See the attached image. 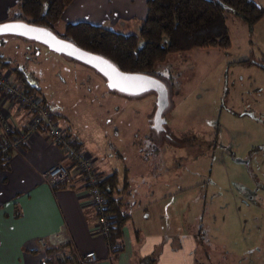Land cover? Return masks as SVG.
<instances>
[{
  "label": "rangeland",
  "instance_id": "374dc122",
  "mask_svg": "<svg viewBox=\"0 0 264 264\" xmlns=\"http://www.w3.org/2000/svg\"><path fill=\"white\" fill-rule=\"evenodd\" d=\"M253 1L264 9V0ZM18 13L20 0H0V23ZM226 17L228 48L170 53L155 66L169 97L162 130L152 128L154 92H112L87 65L0 36L4 61L33 78L58 124L85 144H101L100 156L89 152L99 169L118 175L127 231L139 227L149 201L189 195L187 235L170 251L179 264H264V68L255 63L264 62V16L252 28L234 12ZM65 25L58 21L53 32ZM140 25L130 21L124 31L138 34ZM160 248L149 257L157 260Z\"/></svg>",
  "mask_w": 264,
  "mask_h": 264
},
{
  "label": "crops",
  "instance_id": "0c3cea01",
  "mask_svg": "<svg viewBox=\"0 0 264 264\" xmlns=\"http://www.w3.org/2000/svg\"><path fill=\"white\" fill-rule=\"evenodd\" d=\"M146 10V0H73L66 6L60 20L66 25L88 21L127 34L124 31L127 23H140ZM0 71L7 74L10 82L15 79L8 68H0ZM32 79L27 78L35 84ZM6 114L9 121L20 126L29 117L26 108L16 105L9 106ZM60 127L65 141L79 148L75 150L102 154L97 146L100 143L89 141L85 144ZM5 139L0 131V143ZM7 149L4 162L0 163V264H41L39 239L52 246L62 245L65 250L68 246L79 261L85 253L94 251L98 261L90 264H140L142 258L149 257L155 245L161 247L162 253L157 260L153 258L154 264H179L170 251L178 246V236L187 235L184 212L189 195L176 193L149 201L143 208L139 227L132 226L128 231L131 215L123 206L122 210L130 218L122 226L119 236L114 237L120 251L112 255L106 237L93 232L96 214L88 203V195L75 165L65 157L62 147L47 137L45 129L41 127L34 132L21 149ZM57 163L66 166L68 177L64 182L66 187L53 190L44 181L43 172ZM98 170L104 175L114 171L112 168ZM126 183L124 187L128 186ZM15 204L21 211L19 218L13 217ZM125 239L130 240L129 249Z\"/></svg>",
  "mask_w": 264,
  "mask_h": 264
},
{
  "label": "trees",
  "instance_id": "16d2710c",
  "mask_svg": "<svg viewBox=\"0 0 264 264\" xmlns=\"http://www.w3.org/2000/svg\"><path fill=\"white\" fill-rule=\"evenodd\" d=\"M73 0H20V13L14 20L54 30L66 6ZM146 16L141 20L138 34H126L88 21L68 23L62 38L70 40L80 48L101 55L112 61L121 71L154 74L155 66L163 62L170 53H184L193 49L230 46V34L226 12H234L250 28L264 16V9L253 0H146ZM0 54V68H8L15 79L11 85L28 95H37L39 86L27 80L23 70L11 67ZM249 63L248 60H243ZM254 63V62H253ZM263 67L264 62H255ZM264 68V67H263ZM74 149H79L74 146ZM9 149L0 151V163ZM64 181L52 186L53 190L64 188ZM115 171L104 175L100 172L98 182L106 197L105 212L111 216V224L105 235L110 254L116 255L120 248L114 237L119 236L122 226L130 215L122 210L123 198L117 187ZM13 217L19 218L21 211L14 205ZM66 247V246H65ZM151 257L142 258L140 264H154ZM41 264H51L43 259ZM58 264H81L73 249L67 246Z\"/></svg>",
  "mask_w": 264,
  "mask_h": 264
},
{
  "label": "built area",
  "instance_id": "2783aa9c",
  "mask_svg": "<svg viewBox=\"0 0 264 264\" xmlns=\"http://www.w3.org/2000/svg\"><path fill=\"white\" fill-rule=\"evenodd\" d=\"M11 105L28 110L29 117L23 125L9 121L6 110ZM41 127L45 129L51 141L62 147L65 157L70 158L75 165L88 195V203L96 214L93 232L105 236L109 231L111 216L105 212L106 197L98 185L100 171L93 156L83 149L75 150L68 141H65L53 112L39 96L28 95L14 87L7 74L0 71V131L6 137L5 141L0 143V151L4 152L7 148L21 149L22 145L27 144L32 134ZM67 177L68 170L62 163L54 164L43 172L44 181L51 186L64 181ZM39 247L40 256L48 259L51 264H58L59 258L65 253L64 246H52L43 239H39ZM97 261L98 258L94 251H89L80 258L81 264Z\"/></svg>",
  "mask_w": 264,
  "mask_h": 264
},
{
  "label": "water",
  "instance_id": "95a60500",
  "mask_svg": "<svg viewBox=\"0 0 264 264\" xmlns=\"http://www.w3.org/2000/svg\"><path fill=\"white\" fill-rule=\"evenodd\" d=\"M6 35L36 41L55 53L65 55L93 68L103 76L110 91L130 96L154 92L156 94V109L152 127L155 130L163 129L166 122L163 112L169 105L168 90L166 85L152 74L121 71L109 59L80 48L70 40L58 36L49 28L33 25L23 20L0 23V36Z\"/></svg>",
  "mask_w": 264,
  "mask_h": 264
},
{
  "label": "snow or ice",
  "instance_id": "6c2138e0",
  "mask_svg": "<svg viewBox=\"0 0 264 264\" xmlns=\"http://www.w3.org/2000/svg\"><path fill=\"white\" fill-rule=\"evenodd\" d=\"M126 79H132V78H126Z\"/></svg>",
  "mask_w": 264,
  "mask_h": 264
}]
</instances>
